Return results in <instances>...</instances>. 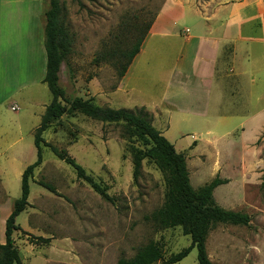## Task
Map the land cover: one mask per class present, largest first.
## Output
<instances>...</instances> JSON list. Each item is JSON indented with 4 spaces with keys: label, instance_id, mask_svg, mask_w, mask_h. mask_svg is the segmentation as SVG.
Instances as JSON below:
<instances>
[{
    "label": "rangeland",
    "instance_id": "rangeland-1",
    "mask_svg": "<svg viewBox=\"0 0 264 264\" xmlns=\"http://www.w3.org/2000/svg\"><path fill=\"white\" fill-rule=\"evenodd\" d=\"M164 1L59 0V22L70 42L68 54L59 70V85L64 89L66 99L91 97L102 107L135 111L143 106L130 105L127 98L137 100L157 96L177 58L175 38L153 37L144 44L141 55L136 61L135 58L133 60L128 88L132 86L136 90L132 91L131 97L125 90L115 93L119 79L118 65L114 60L97 58L106 50H128L140 37L143 43ZM179 24L181 28L188 25L183 21ZM181 32L188 33V29H182ZM257 46V52L248 64L249 75L243 78L245 81L242 80L248 85L249 80L254 83L248 88L245 86L244 89H247L244 92L233 97L225 93V100L219 106L224 110L231 108L233 111H242L225 119L235 121L223 127V132H232L226 138L238 142L229 148L239 145L237 138L240 130L234 129L236 121H247V137H250L249 132L256 121H264V98L259 101L255 99L256 93H264V48L262 45ZM31 91H37L34 95L38 100L50 102L51 94L43 82L35 85ZM198 104H194L193 109ZM2 110L3 126L8 125L17 132L20 125L22 132L26 133L30 125L27 116L19 115V109L12 111L9 107H3ZM259 110V116L254 118L236 117L251 115ZM143 112L152 120V114L145 107ZM199 124L194 119H184L171 127V135L177 137L178 131L188 134L199 132ZM25 138L32 147L24 151L25 157L30 160L29 165L35 160L36 153L32 138L29 135H25ZM43 138L65 149L86 173L107 185V192L113 201L100 197L86 182L77 178L73 168L58 159L48 147H44L42 163L33 170L29 181L28 206L16 218L22 232L16 231L13 238L22 264H117L120 258H131L139 247L150 241L158 242L164 258L190 245V237L183 233L180 226L156 229L153 222L146 219L165 202V173L152 161L145 159L140 175L133 180L131 154L127 148L129 142L122 137L121 124L93 120L75 112L62 115L43 133ZM6 141L5 136L0 138L1 144ZM134 144L140 147L139 142ZM254 150L259 156L255 159L256 163H263V167L258 165L256 169L248 171L250 178L245 185L244 197L232 208L246 213L250 217L249 225L216 222L210 226L205 245L209 259L215 263L264 264L262 134L255 143H249V162ZM9 176L14 177L12 173ZM209 178L199 180L194 186L209 182ZM20 181L21 177L10 180L6 192L0 188V202H3L0 204V239L1 220L20 196ZM39 182L50 185L53 192L39 185ZM227 192V187H219L215 197L220 199ZM39 236L48 238L49 242L31 241L30 237ZM175 264H198L197 250L192 248L187 256Z\"/></svg>",
    "mask_w": 264,
    "mask_h": 264
},
{
    "label": "crops",
    "instance_id": "crops-1",
    "mask_svg": "<svg viewBox=\"0 0 264 264\" xmlns=\"http://www.w3.org/2000/svg\"><path fill=\"white\" fill-rule=\"evenodd\" d=\"M48 7L49 0H0V138L5 136L7 139L0 143V188L4 192L7 183L18 180L30 163L24 151L32 147L25 135L33 140V131L48 104L38 100L34 95L37 91H31L43 82L46 72L44 30ZM180 21L189 26L181 28ZM182 29H188V33H182ZM153 37L175 38L178 46L177 58L159 94L137 100L131 97L132 91L136 90L132 86L128 88L134 59L119 80L115 93L125 90L131 97L127 98L130 105L145 107L152 114L155 128L177 152L186 155L192 187H200L194 183L197 185L205 177H210L209 182L215 177L226 180L214 188L213 197L221 207L233 210L236 202L244 197L245 185L250 178L248 171L258 165L263 167V163H256L255 159L259 157L256 150L248 161V148L249 143H255L264 132V121L253 124L250 137L245 132L247 121H236L234 129L240 130L239 145L229 148L238 142L226 138L232 132H223V127L235 121L225 119L233 117L239 109L224 110L219 106L225 100V93L233 97L254 83L249 80L248 85L243 78L249 75L248 64L257 52V45L264 48V0H165L134 57L135 61L144 44ZM24 91L26 93L19 95ZM255 96L259 101L264 98V93ZM194 104H198L195 109ZM3 107H16L11 110L19 109V115L28 117L30 125L26 133L20 125L17 132L8 125L3 126ZM259 113L260 110L236 117L254 118ZM189 118L200 123L199 132L178 131L177 137L172 136L171 127ZM10 173L14 177H10ZM222 186L227 187L228 192L218 199L215 191ZM10 211L1 220L0 243H4V223Z\"/></svg>",
    "mask_w": 264,
    "mask_h": 264
},
{
    "label": "trees",
    "instance_id": "trees-1",
    "mask_svg": "<svg viewBox=\"0 0 264 264\" xmlns=\"http://www.w3.org/2000/svg\"><path fill=\"white\" fill-rule=\"evenodd\" d=\"M60 13L59 0H49L44 30L46 72L43 82L51 94V100L46 105L40 122L33 131V143L36 150L35 160L24 168L21 174L20 196L14 200L11 211L5 219L4 243H0V264H22L20 253L13 238L16 231L22 232L16 223V218L28 206L29 181L33 170L42 163L44 147H48L58 159L73 168L77 178L86 182L100 197L109 202L113 201V197L107 192V185L86 173L84 168L65 149L58 148L43 138V133L62 115L75 112L93 120L121 124L122 137L129 142L127 148L131 154L133 180L135 181L140 175L142 162L145 159L152 161L165 173L167 187L165 202L162 207L154 210L146 219L152 221L156 229L180 226L183 233L191 239L189 246L169 255L167 258H164L163 250L158 242L150 241L139 247L131 258H120L117 264H153L157 261H161L162 264H175L187 256L192 248L197 250L198 264H220L211 261L206 251L205 242L210 226L216 222L247 226L250 217L240 211L225 209L215 202L213 190L218 185L225 183L226 180L215 177L198 188L192 187L184 153L177 152L167 138L155 128L151 117L143 112V107L131 111L125 108L113 109L99 106L91 97L66 99L65 91L59 85V70L68 54L70 42L65 29L60 25ZM148 28L149 25L145 29V34ZM142 40V37L138 38L128 50H106L100 53V57L97 59L114 60V63L118 65L117 75L120 80L138 54ZM262 137H264V132ZM135 142H139L140 147L136 146ZM39 185L53 192L50 185L43 182H39ZM30 238L31 241L49 242L48 238L40 236Z\"/></svg>",
    "mask_w": 264,
    "mask_h": 264
},
{
    "label": "built area",
    "instance_id": "built-area-1",
    "mask_svg": "<svg viewBox=\"0 0 264 264\" xmlns=\"http://www.w3.org/2000/svg\"><path fill=\"white\" fill-rule=\"evenodd\" d=\"M11 109H12V110H14V109H15V107H11Z\"/></svg>",
    "mask_w": 264,
    "mask_h": 264
}]
</instances>
